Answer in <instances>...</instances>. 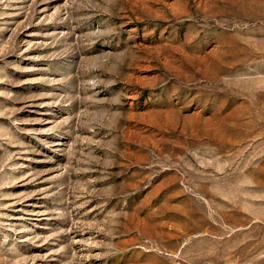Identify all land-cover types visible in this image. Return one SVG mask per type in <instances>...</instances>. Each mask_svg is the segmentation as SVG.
Returning a JSON list of instances; mask_svg holds the SVG:
<instances>
[{"label":"rangeland","instance_id":"374dc122","mask_svg":"<svg viewBox=\"0 0 264 264\" xmlns=\"http://www.w3.org/2000/svg\"><path fill=\"white\" fill-rule=\"evenodd\" d=\"M0 264H264V0H0Z\"/></svg>","mask_w":264,"mask_h":264}]
</instances>
